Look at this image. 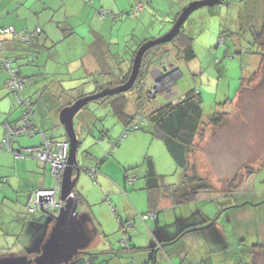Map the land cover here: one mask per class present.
Returning a JSON list of instances; mask_svg holds the SVG:
<instances>
[{"label": "rangeland", "instance_id": "obj_1", "mask_svg": "<svg viewBox=\"0 0 264 264\" xmlns=\"http://www.w3.org/2000/svg\"><path fill=\"white\" fill-rule=\"evenodd\" d=\"M192 1L195 0H88L87 4L93 9L84 8L85 16L78 20L61 18L60 15L64 14L62 9L53 12L56 15L53 17L52 13L44 11L43 21L45 25L48 24L51 37L57 43L54 49L49 50V54L53 53L55 61H61L53 64L56 70L66 73L68 67L74 69L75 63L82 59L90 66L92 62L95 70L88 68L92 73L86 75L87 71L83 67L72 75L73 79L66 81L68 88L78 87L84 93H90L97 84L110 79L113 81L114 75L118 76L122 67H129L132 53L137 51L140 44L167 33L173 26L176 14ZM33 3L34 0H30L27 7ZM49 19L50 23H46ZM59 22L66 23L73 31L66 40L62 39V35L69 33V30L63 31L58 26ZM263 25L264 0H233L202 6L189 16L183 27V31L193 39L196 57L186 61L176 58L173 53L151 70L144 86L150 98L146 111L157 107L163 101V96L173 99L195 88L201 92L204 121L215 112L231 113L222 125L206 127L205 139L199 142V149L192 157L200 173L208 178L215 189L227 188L230 180L238 177L239 172H245L248 165L257 170L243 187L234 192L218 190L213 193V199L202 194L195 201L177 205L183 212L180 215L176 213L179 217L171 228L177 231L188 227L183 230L184 233L188 232H182L184 236L167 246L165 253L168 251L173 254L179 250L186 255L184 264H228L230 261L232 264L238 261L252 263L257 259L264 264V250L258 253L253 250L254 244L264 243V62L261 63L263 56L255 53L258 50L264 53V38L259 40L254 35ZM101 35L107 38L106 56L110 53L107 60L99 59L101 50L98 45L94 47ZM55 50H59V54ZM87 52L91 54L82 58ZM72 59H76V62ZM163 67H167L166 73ZM254 73L255 81L248 84ZM154 93H157L156 97L152 98ZM138 95L136 91L127 92L129 111L135 109L134 100ZM80 118L85 120L81 132ZM74 125L81 144L77 152L78 160L83 165L94 157L96 139L102 134L100 130H107L108 136L103 141L109 142V135L123 127L109 104L99 105L95 102L89 103L76 114ZM152 131H131L113 155L98 165L104 167L103 173L115 181V190L117 188L127 196L133 205L130 210L137 219L136 227L143 231L147 227L137 213L146 207L150 196V192L144 189L146 157H153L157 162L163 185L179 182L181 175L164 143ZM66 136L65 132L56 139L67 140ZM103 155H97L96 162H100ZM86 167L92 168L89 165ZM100 174L102 171L99 170L97 176ZM113 177L120 179L119 184ZM239 179H236V183ZM99 181L85 169L76 185L78 190L84 189L82 194L86 199V203L79 204L78 210L82 214H91L89 224L96 232L87 248V256H81V263L106 264L110 258L108 264H127L124 258L129 251L123 247L122 257L101 253L98 234L101 229L110 233L108 239L113 243L123 234L119 221L109 214L117 202L109 205L107 197H111L112 193L106 192L107 185ZM10 205L8 198L0 199V257L22 255L21 252H28L37 244L29 240L25 242L26 233L20 238L6 233L19 227L10 215L13 213ZM165 211L170 210L162 213ZM114 214L117 216L116 212ZM209 215L218 219L212 226L209 224L213 220L204 222ZM99 217L102 219V228L97 224L96 219ZM198 221L201 224L195 226L194 223ZM224 230H227L225 239L214 238H223ZM116 248L119 249L118 245ZM179 258L182 260V257ZM72 264H77V261Z\"/></svg>", "mask_w": 264, "mask_h": 264}, {"label": "crops", "instance_id": "obj_2", "mask_svg": "<svg viewBox=\"0 0 264 264\" xmlns=\"http://www.w3.org/2000/svg\"><path fill=\"white\" fill-rule=\"evenodd\" d=\"M29 1L30 0H0V26L12 25L16 29H42V32L36 37V39H34L32 45L30 46L23 44L12 37H7L5 40V53L14 60L20 73L29 78L24 94L31 99L33 111V126L30 129L31 132L29 135H21L14 140L13 147L15 149L40 145L44 140L43 134L51 139L62 137V134L65 133V129L60 121V111L63 107L70 105L69 102L78 95L76 91L78 87L70 89L68 88L69 84L66 83V81L73 79L72 75L80 68H85V71L88 72H86V75L92 73V71L88 70L89 67L92 68V70H95L93 69L94 64L91 62V67L90 65L85 64L84 59L75 63L74 69L68 67L66 73L56 70L53 63L61 61H55L53 53L49 54V50L51 48L54 49V46L57 43H54L53 38L51 37V32L47 27L48 24L45 25L43 21L44 11L52 13L53 17L56 16L53 12L60 9H62V12L64 11V14L60 15L61 18H65L64 20L69 18H71V20H78L85 16L86 9L84 8L93 9L87 4L88 0H44V3L41 5H39V3L42 0H34V3L30 7H27ZM50 21L51 19H49L46 23H50ZM58 26L60 28L61 26H64V28L69 30V33H65L64 36L62 35V39L64 38L63 40L68 39V37L73 33L71 28H69L66 23L60 24L59 22ZM106 40L107 38L104 35H101V39L98 38L94 45V47L98 45V48H100L101 55H98V57L102 60H107L110 56L109 52L106 56ZM55 52L56 54H59V50H55ZM89 54H91V52L83 54L82 58H85V56ZM61 60L62 62H66L65 59ZM72 60H75L76 62V59ZM96 65L98 64L96 63ZM127 69V65L122 67V73H124ZM64 74H67L68 76H65ZM7 78L8 73L0 69V144L5 134V122L15 121L22 114V110L16 103L13 94L6 87ZM118 78L119 75L117 76V74H115L112 80L118 81ZM109 82H111V79L106 83L102 82L101 84H98L94 90L90 91V93H93L100 86ZM82 92L84 93V91ZM181 95L182 94L177 95L176 98H179ZM176 98L166 99L163 96V101L161 103L165 102V100H176ZM84 121V119H79L80 132L82 131V124ZM124 127L125 126L123 125V127L119 128L116 133L109 135L111 136V138H109V142L106 140L103 141L105 137L101 139L98 137L95 142L94 157L92 160L87 161L85 166L89 165V167H95L96 165H101L100 163H103V161L99 162L98 160L96 162L97 155L100 157L101 154H104L103 157L105 156L106 152L110 148V143L121 136L123 133L122 131L125 130ZM114 136L117 137L113 140ZM117 151H119V149ZM152 160L158 173L157 162L153 157ZM98 169L102 171V174H100L99 177L97 176L96 180L103 181L104 184L107 185V188L105 189L106 192L112 193L111 197H107L110 200L109 205L114 201L117 202L111 212L109 211L111 218L118 221L121 220L123 222L131 221L133 223L131 229L129 230V244L133 246V250H129L130 254H125L127 257L124 258V261L127 262V264H131L132 262L143 264L144 262L149 261L151 259V251L147 250V247L150 244L154 245L156 243L158 246L159 244H163L165 242L171 243L170 239L180 235L185 228H188H179L177 231L171 228V225L174 224L173 222H176V218L179 217L176 213L180 215V213L183 212L182 208L179 207L178 209V207L174 206L171 200L167 198L162 199L161 202H158V205L156 204L152 207L149 203V197L147 198L146 207H142L139 209L141 210L140 213H137L139 214V219H141L140 221L144 223L147 228L145 231L137 228V219L130 210L133 205L130 204L124 193L120 192L117 188L115 190V186H113L115 181L111 180L105 173H103L104 167L98 166ZM113 178L117 181V183L120 182V179L116 177ZM0 179L3 180V183L0 186V199L8 198L10 200V208L13 211L10 215L14 220H16V222H18L19 226L18 229L13 232L7 231L6 233L18 236L19 238L23 233H26L27 240L25 242L29 240L30 243H37L43 230V224H46L47 222L48 215L41 211L31 212L28 209L29 194L38 188L50 189L55 187L56 179L52 174L50 165L48 163H42L33 157L16 158L13 153L1 150ZM75 190H77L76 192H80L82 194V190L84 189H81L80 191L77 187H75ZM136 206L139 208L137 204ZM147 208L148 210H146ZM164 210L170 211L162 213ZM114 212H116L117 216H115ZM89 217V220H91V214ZM96 220L98 222V226H103L102 219L100 217ZM194 224H196L195 226H198V224H201V221L195 222ZM91 228L94 230L93 233H96L94 227ZM100 231L101 232L97 233L100 236V244L102 247L101 253L106 255L113 254L115 256L117 255L118 257H122L124 253L121 252V249H123L121 246V240L124 234L122 233V236L120 235V237H117L118 241L113 243L112 240L108 239L110 234L108 231L104 229H101ZM224 232L225 234L223 238H214H218L220 240L225 239L227 230H224ZM117 245L119 249L116 248ZM166 249L167 247H165V251ZM171 251L174 252L175 250ZM158 257V264H184V260L187 259L186 255L181 254L179 250L175 251L173 254H170L167 251ZM179 257H182V260ZM109 259L110 258L107 259L106 264H108ZM256 262L263 264L260 263L258 259ZM229 263H231V261Z\"/></svg>", "mask_w": 264, "mask_h": 264}, {"label": "trees", "instance_id": "obj_3", "mask_svg": "<svg viewBox=\"0 0 264 264\" xmlns=\"http://www.w3.org/2000/svg\"><path fill=\"white\" fill-rule=\"evenodd\" d=\"M230 1H233V0H225L223 3H229ZM180 11L176 14L175 19L179 15ZM10 26L12 25L0 26V29L10 27ZM183 27L184 26H182L181 30L179 31V33L176 35V37L173 40H171L170 42L157 44L151 47L149 50H147L145 54L143 55L138 77L133 87L129 90V91H136L139 94L134 100L135 109L133 111H129L127 109V106H128L127 92L129 91L121 92V93H114L112 95H107V96H104V97H101V98H98L92 101L99 105L109 104L111 106L112 112L115 115V117L118 120H120L122 124L125 126L124 127L125 130L122 131L123 133L120 136L122 138H124L131 131H134V130H144V131L148 129L153 130L151 133H153L155 137L159 138L164 143L168 153L170 154L172 159L175 161L177 167L180 169L181 175H180L179 182L163 185L161 183L162 175H160L159 172L157 173L152 158L150 156L146 157L145 162H144L146 166V172L144 175L146 183H145L144 189L150 192L149 193L150 196L148 197H149V203L151 204L152 207H154L153 205H156V204L158 205V202L161 201L162 198H167L171 200L172 204L174 206H177V205L184 204L187 202L195 201L197 200V198H201L202 194H207L208 196L207 198L213 199L212 197L213 193H217L218 190H221L225 193L234 192L236 189L243 187L245 183L248 181V179L252 177L253 173L257 171L256 169L252 168L251 165L246 166L245 172L238 173V177L241 178L239 179L238 183H236V179L238 178L236 177L230 180L231 182L228 184L227 188H223V189L221 188L215 189V186L208 180V178L200 173V171L198 170L197 163L196 161L192 159V157L194 153H196L199 149V145H200L199 142L200 141L202 142L205 139L206 127L209 125L213 127H218L222 125L224 122H226L228 115H230L231 113L230 112L229 113L228 112H215L208 117V120L204 121L203 120L204 113H203V107H202V96H201V92L198 91L197 89L194 88V89L188 90L176 100H165V102L157 104V107L155 108L152 107L148 111L145 110L149 106L150 98L147 96V91L144 86H145V83H147V79L151 73V70L157 64L161 63L164 59L170 57L173 53L176 58H179L181 60H186V61L194 59L196 57V53H195L193 42H192L193 39L188 33L183 31ZM14 29L16 33H20L23 35L18 36V34L17 35L16 34H5L2 36L0 34V41L3 45L2 55L5 58H8L9 60H11L18 78L23 80L22 93L28 99L29 105L31 106V112H33L32 111V101L29 97H27L24 94L25 87L29 81V78L24 76L22 73H20L18 67L15 65L14 60L5 53L6 51L5 40L7 37H12L13 39L17 41L30 46L32 45L34 39H36V37L42 32V29L39 28L40 29L39 32H37L38 28L30 30L28 28L16 29L14 27ZM61 29L63 31L68 30L67 28H64V26H61ZM30 33H33V35L30 36ZM254 35L259 40L263 39L264 38V25L259 29V31L254 32ZM29 36L30 38L27 40L26 38H28ZM135 53L136 51L132 53V60H131V64L129 65L128 69L124 73H122L123 71L120 72L118 81L113 80L107 84H104L100 86L93 93L98 92L99 90L107 86L112 87V86L126 82L132 70V61L135 56ZM255 53L261 54L263 56L262 61H261V63H263L264 53H261L259 50L256 51ZM0 69L8 73V78L6 80V87L13 94L15 101H16V96H15L16 92L13 88L11 89L8 84L10 74L8 71L4 70L1 67V64H0ZM255 78H256V73H254L249 78L248 84L255 81ZM242 83L244 85L245 81H243ZM76 91L78 95L75 96L69 102L70 104L75 102L77 99L87 95V93L84 94L82 90L79 88H77ZM16 103L22 110V114H21L22 116L25 107H23L22 104H20L17 101ZM87 105H85L82 109H85ZM21 116L18 119H20ZM15 121H12V122L6 121L5 123L13 124V122ZM100 131L102 134L100 135L99 139L104 138L106 135L108 136L107 130L104 129ZM48 139H50L53 142L54 141L56 142L59 140H65V139H56V138L55 139L48 138ZM113 153L114 151L106 154L104 156V159H102L101 161L104 162L105 159L113 155ZM24 157H30V156H24ZM85 169L89 171V173L94 178L97 177V173L99 172L98 165L92 168H87V167L84 169L82 168L81 173ZM93 169H95L94 173L92 172ZM131 169H133V167ZM127 178L128 177H126V179ZM2 183H3V180L0 179V186L2 185ZM77 194L80 199L79 204L86 203L85 197L80 192H77ZM108 202H110L109 199H108ZM37 211H40V210H37ZM84 214L87 216L88 219L90 218L89 213L85 212ZM206 219L208 220L207 221L205 220L204 221L205 223L209 222L210 220H213L210 222L209 224L210 226L214 225L218 220L216 217L212 218L211 215L207 216ZM119 223H120V229L122 230V233L126 234L129 238L130 237L129 230L131 229L133 223L131 221L123 222L121 220H119ZM129 223L131 225L129 226L128 229H126L125 226ZM209 225H207L206 227H208ZM187 232L188 231H186L185 233ZM183 233L180 235V237H178L179 236L178 235L170 239L171 243L173 244L175 241H178L182 236H184L185 233L184 234ZM154 247H157V245L155 244ZM131 248L132 249H130V251L133 250V246ZM147 250H149V248H147ZM253 250L255 252L257 251V253L260 251H263L264 243L254 244ZM143 264H154L153 257L149 261L144 262ZM228 264H232V263H228ZM233 264H259V263H257L256 261L252 263H248L245 261H238Z\"/></svg>", "mask_w": 264, "mask_h": 264}, {"label": "water", "instance_id": "obj_4", "mask_svg": "<svg viewBox=\"0 0 264 264\" xmlns=\"http://www.w3.org/2000/svg\"><path fill=\"white\" fill-rule=\"evenodd\" d=\"M225 0H195L183 7L178 17L173 22L171 29L164 35L145 41L137 49L132 61V70L128 80L115 87H106L98 92L87 94L60 111V121L64 125L66 137L69 141L68 165L64 171L61 183L60 199L64 206L58 214L50 213L46 225L51 224L45 231L40 250H36L37 256L28 258L26 255L0 257V264H72L81 251L87 250L93 240L92 228L85 214L79 212V196L75 190L82 168H86L78 160V147L81 145L74 125L76 114L88 103L98 98L129 91L140 71L143 55L151 47L173 40L181 30L189 16L202 6L223 4ZM48 213V212H47ZM49 214V213H48ZM46 226V227H47ZM196 229V228H194ZM156 244V243H155ZM154 244V245H155ZM172 243L159 244L154 247L150 244L147 248L153 254L154 264L158 263L160 253Z\"/></svg>", "mask_w": 264, "mask_h": 264}, {"label": "built area", "instance_id": "obj_5", "mask_svg": "<svg viewBox=\"0 0 264 264\" xmlns=\"http://www.w3.org/2000/svg\"><path fill=\"white\" fill-rule=\"evenodd\" d=\"M40 29H37L39 32ZM0 34L3 36L5 34H18L22 36L23 34L16 33L14 27H6L0 29ZM33 33H30L32 36ZM26 38L27 40L30 38ZM3 45L0 41V64L1 67L8 71L10 78L8 84L10 88L15 90L16 101L25 107L23 115L20 119L13 122V124L5 123V134L4 138L0 144V151L6 150L14 154L16 158L30 156L38 159L42 163H48L51 167L53 176L56 179V185L54 188L46 189L39 188L35 192H32L29 196L28 206L29 210L32 212H37V210L48 212L52 214H58L60 209L64 206V202L60 199V189L61 182L63 179L64 171L68 165L69 156V143L66 140L51 141L45 134H43V142L39 146H32L27 148L15 149L13 147L14 140L21 135H29L31 128L33 126L31 106L29 105L28 99L23 95V80L18 78L16 71L13 67L11 60L5 58L2 55ZM120 139L111 144L110 153L114 150L120 143ZM95 172V169L92 170ZM131 224L125 226L126 229L129 228ZM122 246L126 249H130L129 238L124 234L121 240Z\"/></svg>", "mask_w": 264, "mask_h": 264}, {"label": "flooded vegetation", "instance_id": "obj_6", "mask_svg": "<svg viewBox=\"0 0 264 264\" xmlns=\"http://www.w3.org/2000/svg\"><path fill=\"white\" fill-rule=\"evenodd\" d=\"M51 224H49L48 226L46 225V224H43V230H42V233H41V235H40V238H39V240H38V242H37V244H36V246L34 247V248H32L31 250H29L28 252L27 251H23V252H21L22 253V255H26V256H28V258H34V257H36L37 256V252H35L36 250H40V247H41V244H42V241H43V239H44V237H45V231H46V229L50 226ZM47 226V227H46ZM49 229H47V231H48ZM92 230V233L94 232V230L93 229H91ZM93 235V237H94V233L92 234ZM87 250H84V251H81V253L78 255V256H76V258H75V260L77 261V264H82L81 263V259L83 258H81V256L82 255H86L87 256Z\"/></svg>", "mask_w": 264, "mask_h": 264}, {"label": "clouds", "instance_id": "obj_7", "mask_svg": "<svg viewBox=\"0 0 264 264\" xmlns=\"http://www.w3.org/2000/svg\"><path fill=\"white\" fill-rule=\"evenodd\" d=\"M174 68V67H173ZM163 70H164V73H166L167 71H168V69H167V67H163ZM106 88V87H105ZM100 91V90H99ZM149 91H151V90H148V92ZM156 94L157 93H154V95H152V98L153 97H156ZM121 140L120 141V143L122 142V140H123V138L122 137H119L118 139H116L115 141H117V140ZM66 141H68V139L66 140ZM115 141H113V142H115ZM113 142H111L110 143V147H111V144L113 143ZM68 143H69V141H68ZM120 143L118 144V146L120 145ZM118 146L114 149V150H116L117 148H118ZM27 148V147H26ZM21 149V148H20ZM109 150H110V148L108 149V151L106 152V154H108V152H109ZM114 150H112V151H114ZM111 151V152H112ZM105 154V155H106ZM62 183V182H61ZM61 190V189H60ZM59 197H60V195H59ZM41 212H43V211H41ZM43 213H45L46 215H48V213L47 212H43ZM50 214V213H49ZM49 216V215H48ZM50 217V216H49ZM165 243H170V242H165ZM121 245H122V243H121ZM171 245V244H170ZM131 246V245H130ZM169 246V245H168ZM123 247V246H122ZM132 247V246H131ZM124 248V247H123ZM124 249H126V248H124ZM130 249H132V248H130ZM130 249H126V250H130ZM164 251H165V248H164ZM152 253V252H151ZM153 255V254H152ZM153 257V256H152ZM75 262H76V260H75ZM131 264H137L136 262H132Z\"/></svg>", "mask_w": 264, "mask_h": 264}]
</instances>
